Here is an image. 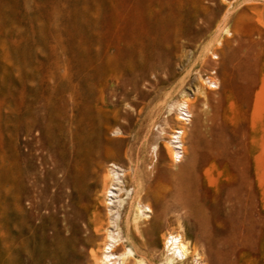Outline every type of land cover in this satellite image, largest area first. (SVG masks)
<instances>
[{
	"label": "rangeland",
	"instance_id": "rangeland-1",
	"mask_svg": "<svg viewBox=\"0 0 264 264\" xmlns=\"http://www.w3.org/2000/svg\"><path fill=\"white\" fill-rule=\"evenodd\" d=\"M185 99L189 120L179 108ZM72 100L80 124L106 131L92 141L112 149L126 188L137 175L144 202L157 215L167 208L147 245L122 208L120 233L132 232L140 264H167L170 231L193 250L184 264H264V0H0V264H94L97 247L66 239L61 169ZM54 104L57 143L30 130V111ZM180 127L177 160L171 140ZM211 130H221L228 160L201 145L214 140ZM243 174L256 195L252 239L228 233L225 217L226 195ZM190 175L215 210L208 229L178 200Z\"/></svg>",
	"mask_w": 264,
	"mask_h": 264
},
{
	"label": "bare ground",
	"instance_id": "bare-ground-1",
	"mask_svg": "<svg viewBox=\"0 0 264 264\" xmlns=\"http://www.w3.org/2000/svg\"><path fill=\"white\" fill-rule=\"evenodd\" d=\"M155 85L157 89L155 97H157L162 89L159 87V81ZM134 86L137 87L136 84ZM77 107V102L72 100V105L67 108L69 128L64 149V166L61 169L64 177L63 185L68 192L65 216L66 229L69 233L66 238L67 242L73 247L80 245L83 249L88 245L92 246L91 249L97 247V252L93 254L94 264H125L128 260H132L134 264H140L142 259L138 258H143V255L133 246L132 232H129L128 229L124 235L120 233L123 209H128L127 217L133 231L147 245L163 227L162 219L168 215L167 208L163 206L161 213L157 215L155 208L150 203L144 202L143 190L137 175L135 182L133 181L132 192L126 188L124 169L116 161L109 160L112 149L107 148L106 151H103L92 141V134H106V131L95 124L90 127L80 124L77 119L79 115ZM151 107L150 102L145 103L139 109L140 114L147 110L150 111ZM179 108L182 114L181 118L189 120L191 101L188 99L181 101ZM59 110L55 104L42 108L41 114L31 110L29 116L32 127L30 130L45 132L51 142L57 143L54 128L57 124ZM25 113L22 112V119L26 118ZM120 131L124 132V130ZM183 133L184 128L180 127L174 132L171 140L176 148L177 160L181 159L184 153ZM210 133L214 140L201 138V145L209 152H218L221 161L228 160L226 143L220 138L221 130H211ZM53 152L57 157V150L54 149ZM242 177L240 183L230 188L226 195L231 212L225 217L230 224L228 233H234L240 229V232L242 230L246 234L245 237L248 236L252 239L258 220L254 217L256 195L248 177L244 174ZM200 188L198 175H190L180 188L178 200L183 202L182 209L186 211L187 215L199 222L202 227L209 228L215 210L207 204ZM122 191H126L125 193L130 195L127 207L126 200L121 194ZM79 222L83 224V228L80 227ZM103 235L105 240L100 253L101 244L97 240ZM163 238L167 264H184L188 261L193 250L182 233L170 231L163 234ZM122 242L123 250L119 251Z\"/></svg>",
	"mask_w": 264,
	"mask_h": 264
}]
</instances>
